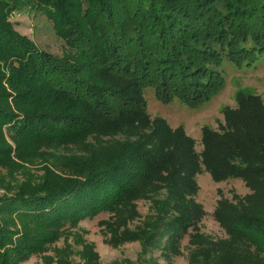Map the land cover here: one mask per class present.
<instances>
[{"label":"trees","instance_id":"trees-1","mask_svg":"<svg viewBox=\"0 0 264 264\" xmlns=\"http://www.w3.org/2000/svg\"><path fill=\"white\" fill-rule=\"evenodd\" d=\"M19 1L0 0V264H70L72 246L56 244L102 214L105 243L141 247L136 263L115 264H151L157 250L171 264L186 238L189 264H264V99L240 96L197 152L183 129L147 114L145 98L211 101L223 63L264 56V26L252 28L264 0ZM28 6L53 23L62 57L15 31L12 12ZM203 171L250 191L217 202L224 239L201 231ZM75 245L99 264L94 245L80 235Z\"/></svg>","mask_w":264,"mask_h":264},{"label":"rangeland","instance_id":"rangeland-1","mask_svg":"<svg viewBox=\"0 0 264 264\" xmlns=\"http://www.w3.org/2000/svg\"><path fill=\"white\" fill-rule=\"evenodd\" d=\"M25 1V0H24ZM22 0L18 3L20 4ZM260 16V15H259ZM261 17V16H260ZM10 23L20 35L29 38L40 50L49 54L62 57L67 46L54 30L53 23L42 12L35 8L25 7L12 12ZM264 26V19L261 18L258 25L252 26L256 29ZM224 79V85L216 96L208 103L191 108L178 100L172 103H162L153 90L145 91L147 102V114L152 119H159L167 123L172 130L183 129L187 136L196 142L197 152L202 151V133L204 130L219 131L225 125V114L234 111L238 107L239 97L242 95L258 96L264 99V56H261L252 65L238 67L232 63L225 62L219 69ZM9 143H11L9 141ZM12 144V143H11ZM200 187L197 201L204 207L206 216L200 224L201 231L214 238H226L224 230L215 221L213 213L221 196L233 200V196L244 197L250 193L245 182L240 179H230L224 182H215L208 172H201L197 177ZM3 191H0V195ZM150 203L141 201L138 203V210L142 217L149 214ZM109 215L102 214L94 219L82 221L76 228L70 229L73 236L68 240L62 238L56 248H64L67 244L72 246L74 255L69 258L70 264H86L83 261L82 246L75 245L76 236H81L85 242L95 246L99 264H115L122 261L136 263L138 261L141 247L139 243H128L119 248L112 247L105 243L102 234L104 229L100 221L107 220ZM140 220L131 226H138ZM78 234V235H76ZM189 241L186 238L182 242V255L176 257L171 264H189ZM47 255H52L48 253ZM46 255V256H47ZM160 251L154 252V260L157 264H168L161 257ZM22 264H48L43 257H32Z\"/></svg>","mask_w":264,"mask_h":264}]
</instances>
